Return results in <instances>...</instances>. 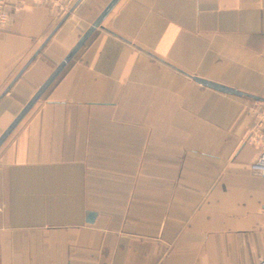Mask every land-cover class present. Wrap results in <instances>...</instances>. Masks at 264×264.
Here are the masks:
<instances>
[{
    "label": "crops",
    "instance_id": "obj_1",
    "mask_svg": "<svg viewBox=\"0 0 264 264\" xmlns=\"http://www.w3.org/2000/svg\"><path fill=\"white\" fill-rule=\"evenodd\" d=\"M257 101L264 0H26L0 35V264H257Z\"/></svg>",
    "mask_w": 264,
    "mask_h": 264
},
{
    "label": "built area",
    "instance_id": "obj_2",
    "mask_svg": "<svg viewBox=\"0 0 264 264\" xmlns=\"http://www.w3.org/2000/svg\"><path fill=\"white\" fill-rule=\"evenodd\" d=\"M26 0H0V35L10 24L14 16L21 13ZM34 5L47 9L58 17L66 16L73 7L74 0H29ZM259 102V101H257ZM251 111L252 124L250 137L255 145V153L249 161V170L256 176L264 178V104L256 103ZM257 264H264V258Z\"/></svg>",
    "mask_w": 264,
    "mask_h": 264
},
{
    "label": "water",
    "instance_id": "obj_3",
    "mask_svg": "<svg viewBox=\"0 0 264 264\" xmlns=\"http://www.w3.org/2000/svg\"><path fill=\"white\" fill-rule=\"evenodd\" d=\"M201 84H204V85H206V86H208V87H210V88H212V89H216V90H221V91H225L224 89H222L221 87H219V86H217V85H215V84H212V83H203V82H200ZM36 98H37V96H36ZM36 98H35V100H36Z\"/></svg>",
    "mask_w": 264,
    "mask_h": 264
}]
</instances>
